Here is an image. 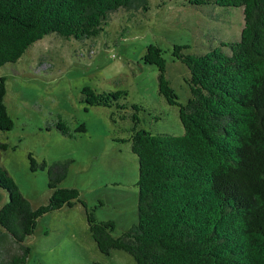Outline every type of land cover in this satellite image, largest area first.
Instances as JSON below:
<instances>
[{"label": "trees", "instance_id": "1", "mask_svg": "<svg viewBox=\"0 0 264 264\" xmlns=\"http://www.w3.org/2000/svg\"><path fill=\"white\" fill-rule=\"evenodd\" d=\"M149 0H0V65L15 61L43 35L85 40L103 29L118 8L146 10ZM193 5L241 6L238 38H220L205 51L172 54L188 68L190 95L185 102L166 76L161 47L149 42L144 61L157 66V90L178 105L182 131H151L138 126V104L132 103L130 148L137 156V219L113 235L111 218L97 219L74 186H59L72 157L37 160L30 168L47 172V201L33 206L0 164V264H23L37 218L64 204L80 201L97 248L122 249L135 264H264V0H186ZM211 9L210 14H212ZM216 17L215 15H213ZM41 64V62H40ZM0 75V130L13 126ZM125 89L96 90L83 85L88 104L126 107ZM121 113V116H124ZM70 133L58 118L52 123ZM77 129H84L80 123ZM7 143L0 140V148ZM40 264V263H37Z\"/></svg>", "mask_w": 264, "mask_h": 264}, {"label": "rangeland", "instance_id": "2", "mask_svg": "<svg viewBox=\"0 0 264 264\" xmlns=\"http://www.w3.org/2000/svg\"><path fill=\"white\" fill-rule=\"evenodd\" d=\"M211 9L186 0H149L148 8L138 11L118 8L93 38L81 41L50 32L15 61L0 65L4 101L13 118L11 128L0 130V140L7 143L0 148V164L33 206L47 201L50 188L46 169L30 168L29 151L47 162L72 157L58 185L76 187L97 219L111 218L113 235L136 221L138 162L128 139L132 103L139 105L138 126L153 132L183 129L178 105L157 90V66L142 54L149 42L161 47L166 76L178 101L185 102L188 68L172 54L173 44L205 51L220 38L240 35L241 6L215 5L210 14ZM86 84L96 90L125 89L119 101L126 107L82 101L80 89ZM58 118L70 133L52 124ZM80 123L84 129H77ZM6 198L0 187V205ZM23 242L30 248L23 264H135L122 249L104 253L97 248L80 201L40 215Z\"/></svg>", "mask_w": 264, "mask_h": 264}]
</instances>
